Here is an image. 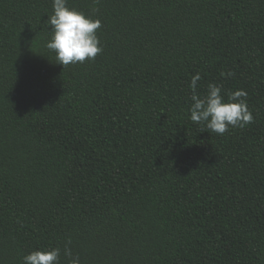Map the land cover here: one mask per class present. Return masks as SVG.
<instances>
[{
  "label": "trees",
  "instance_id": "1",
  "mask_svg": "<svg viewBox=\"0 0 264 264\" xmlns=\"http://www.w3.org/2000/svg\"><path fill=\"white\" fill-rule=\"evenodd\" d=\"M67 3L103 52L64 67L53 0H0V264H264V0ZM197 73L253 122L191 121Z\"/></svg>",
  "mask_w": 264,
  "mask_h": 264
},
{
  "label": "clouds",
  "instance_id": "2",
  "mask_svg": "<svg viewBox=\"0 0 264 264\" xmlns=\"http://www.w3.org/2000/svg\"><path fill=\"white\" fill-rule=\"evenodd\" d=\"M52 36L46 47L56 54V61L64 67L77 62L94 60L103 52L97 35L102 22L82 11L68 6L67 0H53V14L48 18ZM231 76L233 73L222 74ZM199 73L191 78L192 91L190 119L202 124L210 133L223 135L230 127L243 128L253 122L254 117L247 105V92L243 89L222 95V88L209 83L206 95L197 93ZM69 241L68 243H70ZM64 255L70 257L69 264H80L79 256L73 257L71 249L65 246ZM59 248L37 249L23 257L24 264H59Z\"/></svg>",
  "mask_w": 264,
  "mask_h": 264
}]
</instances>
